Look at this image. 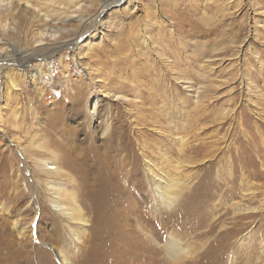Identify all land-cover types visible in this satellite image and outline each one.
<instances>
[{
	"label": "rangeland",
	"instance_id": "1",
	"mask_svg": "<svg viewBox=\"0 0 264 264\" xmlns=\"http://www.w3.org/2000/svg\"><path fill=\"white\" fill-rule=\"evenodd\" d=\"M8 1L14 4L13 9L0 14V25L7 23V27L10 28L8 32L2 33L1 37L4 42L6 40L10 45L15 46L24 55L25 60H29L38 52H42L39 53L42 55L49 53L48 49L44 52H33V46H31L34 33L43 28V25L67 27L70 29L69 37H75L83 32L85 35L74 50H64L63 45L57 46L59 48L54 49L58 50L54 58L48 61L50 66H46L43 59L31 62L33 65L30 68L37 71L36 73L42 80L41 85L37 87H34L29 79L19 77L18 73L22 74L23 69L9 66L6 63L8 60L0 58V67L2 65L6 68H0V127L2 129L0 132V264H60L56 253L61 250V247L53 241L56 237V234L54 237V228L57 226L55 217L47 216L49 206L43 203L46 201L45 193L39 191L37 185L33 183V164L30 160L23 158V152H20L21 147L29 146L25 143L29 140L27 133L33 132L36 135H43L42 137H51L48 144L52 150L72 142L77 149L79 148L76 149L78 153L82 151L83 154H93L97 151L98 158L106 156L113 163L111 156L117 153L109 151L111 146L107 142L108 137L103 135V128L107 123L112 124V132L123 133L131 141L132 147L126 148L117 157L118 165L111 169L117 168L119 186L121 188L124 186L129 190L124 196L127 198L120 199L125 210H129L131 202L135 204V207L138 206L141 211L143 210L146 218L140 219L141 226L147 228L148 231H162L164 239L160 241L161 243L166 242L168 233L174 232L183 239L184 248L189 244L193 245L194 249L196 248L193 254L184 253L183 259L177 264H264V102H261V99H264V67L262 66L264 65V0H133L130 4L128 0H125L121 5L110 6L102 14L99 13V7L95 5L99 2L98 0ZM25 1H30L33 7L27 8ZM78 5L89 6L90 15H87L89 20L86 26L79 19H71L66 23L52 22L49 19L43 21L44 18L39 14L40 12L50 14L52 16L50 19H56L61 9L65 10L69 7L74 9ZM154 13L155 17L161 18L163 23L168 19L174 22L176 28L169 25V30L173 29L176 37L178 35L182 37L181 44L177 41L175 45H173L175 41L169 43L170 51H176L171 53L167 51L171 58L170 62H176L179 68H182L180 70L183 71V77L187 75L189 82L202 86L208 85V80L202 82L196 76L197 73H206L214 83L199 108L194 104L193 99L187 97L188 92L182 86L183 84H174L169 75L161 78L165 74L162 71L163 65L156 56L145 55L142 42L140 43L138 38L136 39V36L131 33H138V30L151 16H154ZM97 22L100 24L96 27ZM210 30L212 31L209 32ZM236 35L244 45L239 46V50L237 46H230L231 50L226 49L231 36L236 37ZM152 36L154 39L158 38L157 34H152ZM217 43L218 45L225 44L224 49L212 53L209 49L213 46L216 48ZM201 44H213V46L200 48L198 45ZM136 45L137 51L143 52L142 54H135ZM201 49H203L202 55L197 59ZM106 53L109 54L105 55ZM105 59H108L107 63ZM208 59L212 61L211 67H209ZM86 67L92 68L94 72L102 71V74L108 69L102 81L105 80L106 84H112L113 89L117 87L116 92L126 93L125 95L130 99L137 92V88L133 87L136 85L139 87L144 105L139 104L140 108H136V104L127 106L130 111L134 109L131 112L130 121L121 102L104 98L102 95L98 97L100 101L96 121L86 117L88 98L92 95L95 97L97 92L96 85L91 84L87 79ZM10 69H12L11 72ZM245 69L253 71L251 76L255 82L253 85L258 88L254 90V94H250L238 82L240 74L244 75ZM5 70L14 79L16 89L11 88V90L7 85L2 72ZM185 70L190 73L187 74ZM78 83L85 86L83 96L86 98L69 95L71 86L74 87ZM88 84H91V87L87 89ZM174 87L179 92H177L178 99L173 95ZM154 90H157L163 98L155 96ZM255 95L256 97H253ZM78 102L81 104L79 116L77 110L80 109L76 107ZM164 108H169V111L174 113L176 121L179 119L177 114L184 115L185 127L181 134L190 141L184 160L192 158L198 162L194 166L185 168V173L190 174L191 185L179 203L169 211L164 209L156 211L149 193L150 184L145 176L144 162L138 147L141 136L135 135L130 122L133 123V118L139 116L136 125L139 126L146 121L145 123L150 125L147 128H151L146 115H153L161 122L167 134L166 137H168L170 132L163 113ZM136 109H140L141 113L137 114ZM142 110L146 112L142 113ZM147 128L143 129L147 139L151 138L154 142L157 141L156 143L162 139L168 142L166 137H156ZM121 129L122 132H119ZM18 137H21L22 141H19ZM90 142L91 145L93 144L92 147ZM83 147H85L84 150ZM169 148L172 149L173 146ZM205 154L209 156L206 155L208 158L203 160ZM174 157L179 159L177 155ZM19 174L23 177H19ZM131 175L135 179L130 185L127 183V177ZM103 182L105 183L104 179ZM28 183L32 188L29 192L25 188ZM84 186L85 184L81 188L85 190ZM132 187L135 188L133 194H131ZM18 192L23 194V197L17 200ZM86 193L85 190L84 194ZM128 214L133 217L134 211H129ZM16 222L19 224L18 228H15ZM68 244L67 251L70 254V261L73 260L72 264H78V258L75 259V256L76 252H79L78 256L82 257L81 251L75 249L70 241ZM160 256L158 255L157 258L162 261ZM120 261V263L114 261L112 264H146L144 260L137 263L132 259ZM164 261L170 264L165 258ZM94 264L100 263L94 262Z\"/></svg>",
	"mask_w": 264,
	"mask_h": 264
},
{
	"label": "bare ground",
	"instance_id": "2",
	"mask_svg": "<svg viewBox=\"0 0 264 264\" xmlns=\"http://www.w3.org/2000/svg\"><path fill=\"white\" fill-rule=\"evenodd\" d=\"M15 1L21 2L23 0H15ZM98 1L99 2H97V4L95 3V5H97L99 7V13L102 14V12L104 10H107L110 6H112L114 4L121 5V3L124 2L125 0H115V1L98 0ZM128 1H129L128 4H130V3H132L133 0H128ZM48 2H50V1H48ZM25 3L24 4L27 8L33 7L30 4V1H25ZM13 5L14 4L8 0H0V14L3 13L4 11H11V9H13L12 8ZM88 8H89V6H86V5L85 6H79L78 5L74 9H73V7L66 8L65 10L61 9L60 13H58L56 15V19H52V18L50 19V17H52L50 14H48V15L42 14L40 11H39L40 12L39 14H40V16H42L44 18V19L40 18L43 21L44 20L47 21L49 19L52 22L60 21L61 23H66V21L71 20V19H79L81 21V23L84 22L85 24H83V25L86 26L88 24V20H89L88 19L89 16H87L89 14ZM70 10H72V11H70ZM255 11H257V9ZM257 15H259V14H257ZM160 19L161 18L155 17V13H154V16H151L149 18V20L146 21L145 25H143L138 30L139 31L138 33H140L139 35L137 32H131V33H133V35L136 36L135 37L136 39L138 38L140 43L142 42L141 45L144 47L143 52H145V55L148 54L151 56H156L157 60L161 63V65H163L162 71L165 74L162 77L160 75V77L164 78L165 76L169 75V77L172 78L174 84H176V85L180 84V83L183 84L182 86L188 92L187 97L191 100L193 99L194 104H196V106L199 108L202 106V101L207 97V93H208L209 88L214 86V83L212 80L209 79V76L206 73H197L196 76L202 82H205L208 80L207 81L208 85L202 86L200 84H194L193 82H189V78H187V75H185L186 77H183V74H182L183 71L180 70L182 68H179L180 66H178V64L176 62L175 63L177 65L173 62L172 63L170 62L171 58L169 57L168 52L171 53L172 51H174V52H176V51L175 50L170 51L169 43L171 41L172 42L175 41L173 44V45H175V43L177 41L179 44H181L182 43L181 42L182 37L179 35H178V37H176L173 29L169 30V25L172 28H176V26L174 25V22H172L171 20L168 19L167 22L165 21V23H163V22H161ZM96 24L95 25L97 27L100 23L97 22ZM9 28L10 27H7V23L3 24L2 26L0 25V30H1V33H0V58H3L4 60H8V62H6V63L9 66H14L16 68L19 67V68L23 69L22 74L20 72L18 73L19 77L21 78V76H22L23 79H29L34 87L41 85L42 80L40 79L39 74L36 73L37 71L35 72V70L30 68L33 65V64H31V62L33 60H38V59L42 60L43 59L45 61L46 66H50V63L48 61L51 60L52 58H54L56 52L58 51V50L56 51L54 49L59 48L57 46L63 45L62 49H64V50H68V49L74 50L75 48H77L79 41L81 39H83L84 35H85V33L83 32L81 34L78 33V35H76L75 37H69L68 34L70 33V29L67 27H59L58 28V27H52V26L50 27V26L43 25V28L38 29L34 33L33 41H32L33 45H31V46H33V52H37V51H43L44 52L45 50L47 51V49H48L49 53L48 54L43 53V55H42V54H39L42 52H38V54H34L29 60H25L24 55L22 53H20V51L17 50L15 46L10 45L6 40L4 42V39L1 37L2 33H4V32L6 33V31L9 30ZM211 31L212 30H210L209 32H211ZM72 33H74V32H72ZM152 34L153 35L157 34L158 38L154 39ZM133 35H131V36H133ZM66 38H69V39H66ZM135 38H132V39H135ZM63 39H65V40H63ZM138 40H135V41H138ZM222 42L223 41H221V43ZM224 45L225 44L218 45V43H217L216 48H214L215 46H213V44H211V45L201 44L198 46H200V48L204 47V46H213L209 50L212 53H214V52H219V51L223 50ZM241 45H244V44L242 43V40H240L239 37H237V35H236V37L231 36L230 42H229V44H227L226 49L231 50L230 46H233V47L237 46V49H238V47L239 46L241 47ZM138 47H140V46H138ZM203 49L199 50L200 53L198 55L196 54L197 59H199L201 57ZM127 50H129V49H127ZM138 50H139V48H138ZM115 51H116V49H115ZM129 52H131V51H129ZM143 52L137 51V45H136L135 54L139 55V54H142ZM121 53H120V55H123ZM126 53H128V52H126ZM126 53H124V54H126ZM108 54L106 53L105 55H108ZM172 54H175V53H172ZM7 55H9V56H7ZM113 55H111V56H113ZM111 56H109L110 58L108 57L110 60H111ZM115 56H117V54H115ZM117 58H119V56ZM149 58H150V56H149ZM113 59H115V58H113ZM201 59H203V57ZM107 60L105 61L106 63H107ZM143 60H145V59L143 58ZM150 60H152V59H150ZM212 60H213V58H212ZM138 61H140V60H138ZM208 61L210 62L209 59H208ZM211 62L209 63V67L212 66ZM106 63H104V64H106ZM258 63L261 64V61L258 60ZM98 64H100V63H98ZM110 65H111V63H110ZM100 66H101V64H100ZM102 66H106V65H102ZM108 66H109V63H108ZM262 66L264 67V65H262ZM114 67H113V69H114ZM0 68L4 69L5 66L1 65ZM86 68H87V70H86L87 71V79H89V82L91 84L96 85V87H97V92H96L97 96L95 94H94L95 97L93 95L90 96L88 98L87 103H86V111H87L86 117L88 116L89 118H91L93 120L95 119V121H96V119L98 117V106H99V101H100L98 97H99V95H102L104 98H109L110 100H113V101L119 102V103L121 102V104L124 105L126 112L128 113L127 114L129 116L128 120L130 121L131 112L134 109L132 111H130L127 106L128 105L131 106L132 104L133 105L136 104L135 105L136 108H140L138 106H139V104L142 103V96H141L139 87L137 85L136 86L134 85L135 87H133V88H137L136 89L137 92L134 94L135 96H133V98L130 99L127 95H125L126 93L123 94L122 92H119V91H118L119 93L116 92L115 89L117 87L115 89H113L112 84L111 85L106 84L105 80L102 81V77H103V75L108 73L107 72L108 69L104 74H102L101 73L102 71L100 72L97 70L96 72H94L92 68L91 69L89 67H86ZM148 68H149V66H148ZM199 68H201V67H199ZM150 69H152V68L150 67ZM111 70H112V67H111ZM245 70H244L245 71L244 75L240 74L241 76L238 78V82L241 85H243L245 90H247L250 94H254V90H257L258 88L253 85V84H255L254 80H252V78H251V76L253 75V71L250 69H245ZM9 71L11 72L12 69H10ZM132 71H133V69H132ZM187 71H186V73L189 74L190 72H187ZM2 72L4 73L3 76L5 75V78L7 80L6 83L9 86V88L10 89L11 88L16 89L17 85H16L14 79L10 76V73L6 72V70H5V72L4 71H2ZM112 72H113V70H112ZM120 74H121V72H120ZM135 76H136V74H135ZM112 79H113V77H112ZM115 79H116V77H115ZM129 80H131V79H129ZM20 81L22 82L21 79H20ZM139 81H140V79H139ZM68 82L69 81L67 80V84H69ZM116 82H117V80H116ZM121 82H119V83H121ZM112 83H114V82H112ZM134 83H136V82L134 81ZM91 84L86 85V88L87 89L90 88ZM136 84H138V83H136ZM73 85H75V84H73ZM84 87H85L84 85L81 86V85H79V83L77 85H75L74 87L71 86V89L69 88L70 89L69 95H71L72 97L73 96L82 97L84 95ZM176 87H174L172 90L175 98H177L179 96V94L177 95L178 91H177ZM141 88L144 89L143 87H141ZM161 88H162V86H161ZM118 90H120V89L118 88ZM157 90H154L155 96H157V97L159 96L160 98H163V96L160 95V93ZM134 91H133V93H134ZM259 92H261V91H259ZM37 94H38V92H37ZM258 96H260V95H258ZM83 97H85V96H83ZM253 97H256V95ZM164 99H165V97H164ZM154 100H156V99H154ZM261 102H264V99H261ZM72 103H73V101H72ZM250 103H251V101H250ZM206 105H207V103H206ZM80 106H81V104H80V102H78L77 106H76V107H79V109H80V110H77L78 116L80 115V112H81ZM193 106H195V105H193ZM141 108H143V107H141ZM169 108L163 109V113H164L165 119L167 121V125L169 127V132H170L168 137H166L167 134L164 131L165 129L162 128L161 122L159 120H156V118L153 115H151V116L149 114L146 115L147 121L150 122V124L152 126L151 128H149V127L147 128V126H150V125L148 123H145L146 122L145 120H144L145 121L144 123H141L139 125L143 128L137 126L136 121L138 122L139 118H137V117H139V116L133 118V120L131 119L133 121V123L130 122V124L132 126V130L134 131L135 135L137 134V135L141 136V140L138 141V147L141 151L140 154H141V156L143 158V162H144V169L146 172L145 176L148 179V183L150 184L149 185V193L151 194V198L153 201V207L156 211L160 210V209H164L166 211H169L179 203V200L183 197V195L186 191H189L190 185H191L190 184V180H191L190 174L185 173L186 172L185 168H187L189 166H194L198 162L197 160L195 161L192 158L188 159V160L187 159L184 160V156L186 155V149H187L188 145L190 144L189 143L190 141L186 138V136H184V135L182 136V134H181L182 133L181 131L185 127V124L183 122V120H184L183 116L184 115L177 114L179 117L178 121H180V123H179L178 121L175 120L176 118L174 117V113L170 112ZM203 108H204V106H203ZM83 110H85V109H83ZM105 110H106V108H105ZM136 110H137V114L141 113V111H139L140 109H136ZM197 110H199V109H197ZM206 110H207V108H206ZM117 112H118V110H117ZM144 112H146V111H143L142 113H144ZM243 112H244V110H243ZM33 113H34V111H33ZM33 113H32V115H34ZM152 114H154V113H152ZM36 115H37V112H36ZM142 116H144V115L142 114ZM192 116H194V115H192ZM204 116H206V115L204 114ZM237 116H238V114H237ZM196 117L197 116H195V118ZM223 119H224V117H223ZM104 120H106V119H104ZM193 120H195V119H193ZM129 121H127V123ZM89 122H90V120H89ZM204 123H205V121H204ZM191 124H193V123H191ZM111 125L112 124H109V123L106 124V127L103 128L104 129L103 135L108 137V140H107V138H106V140H107V142H109V144L111 146L109 151L112 153H117L116 155L111 156V158L114 160L113 161L114 165L112 162H110V159L106 158V156H103V158H98L99 155L97 157L98 152L96 151L97 150L96 148H95L96 150H94L96 152L93 154L90 152H89L90 154H87V153L83 154V152L81 151L80 153L83 154L81 156V154L76 151L77 148L75 147V144H73L72 142L69 143L68 145H60V147H58L57 149L52 150V147H50V145L48 144V141H50V139H52V138L51 137L47 138L46 136H45L46 137L45 138V137H42L43 135H38V134L36 135L35 132H34L35 134H33V132L27 133V135H29L28 136L29 140H26L25 143H28L29 146L21 147L22 149L20 150V152L21 153L23 152L22 153L23 158L30 160V162L33 164V168H34V170L32 171L34 174L33 183L35 185H37V188L39 191H42L45 193L46 201L45 202L42 201V202L45 204L47 203L49 206L47 216L50 215L52 217H55V223L57 226H56V228H54V231H55L54 237H55V234H56V237L53 238V241L56 242L57 245H60V247H61V250L56 253L57 258H59V260H60L59 263L60 264H72L73 260L70 261V257H69L70 254L67 251V249L69 247L68 242L70 241V244H72V246L75 247V249L81 251L82 257L78 256L79 252H76V256H75V259H76V257L78 258V264H87V263L94 264V262L95 263L98 262L100 264H112L114 261H118V263H120L121 262L120 260L123 261L125 259H127L128 261H129V259H132L136 263L140 260L141 261L144 260L146 264H160L161 262L163 264H168L167 262L164 261V258H165V260L167 259L170 262V264H177L183 259L182 255L184 253L185 254H189V253L193 254V253H195L196 248L194 249V246L191 244H189V246L184 248L183 247V245H184L183 239L179 235L175 234L174 232L168 233V235H167L168 238H167L166 242L161 243L160 241L164 239V235H163L162 231H159V230H152V231L149 230L148 231L147 228H143L141 226L140 219L146 218L144 216V213L142 212L143 210L141 211V209L138 206L135 207V204L133 205L131 202V207H129V210L126 211L125 206L122 205V202H120V199H122V197L127 195V192L129 190L126 189L124 186H122V188H121V186H119V183H118L119 175L117 173V168L115 170H111V169L113 166L117 167V165H118L117 164V161H118L117 157L120 156L125 151L126 148H129L131 146V141L123 133L116 134L118 132H116V131L112 132L111 131ZM197 125H195V126H197ZM34 126H36L35 123H34ZM137 127H139V128H137ZM144 127H146L149 131H152L156 135V137L157 136L160 138L166 137L168 139V142H165L166 140L164 141L162 139L163 141L159 140L160 142L156 143L157 141L154 142L151 138L147 139L148 137L145 135V132L143 131ZM238 129H239V127H238ZM1 130L2 129L0 127V132H1ZM41 132H42V129H41ZM119 132H122V129ZM52 134H53V132H52ZM147 134L149 135V133H147ZM150 135L152 136L153 134H150ZM17 139L19 141H22L21 137H18ZM117 142H119V143H117ZM197 143H200V142H197ZM90 145H91V142H90ZM92 145H91V147H92ZM171 145L173 146V148H172L173 150L171 148H169ZM84 148L85 147H83V150H84ZM90 150L92 151V149H90ZM173 152H174V156L175 155L179 156V159H177V157L175 158L173 156ZM104 153H105V151H104ZM263 153H264V151H263ZM88 155H90V157ZM202 155H204V153H202ZM206 155L209 156V154H205V156L202 158L203 160H206L208 158V156H206ZM121 167H123V165ZM92 170H94V172H91ZM19 177H23V176L21 174H19ZM103 179L105 180V183L103 182ZM134 179L135 178L132 175L130 177H127V183L131 185V183H133ZM83 184H85L84 187H85V190L87 191L86 194H84L85 190L81 188V186ZM112 186H113V188H112ZM30 187L31 186L29 185V183L25 185L27 192L31 191L32 188H30ZM119 189H123V190H119ZM16 190H18V189L16 188ZM133 191H135V188L132 187L131 194H133ZM18 193L19 194L16 197L17 200L23 197V194H21L20 192H18ZM124 198L126 199L127 197H124ZM35 205H37V204H35ZM129 211H134L133 217H131L128 214ZM156 211H155V213H156ZM41 214H43V212ZM50 216H49V218H50ZM133 223H134V225H133ZM18 225L19 224L16 222L15 228H18ZM67 240H69V241L67 242ZM65 242H66V244H64ZM190 246H191V248H188ZM158 255L162 256V257L160 256V258H162V261H161V259L158 260V258H157ZM159 261H161V262H159ZM132 263H134V262H132Z\"/></svg>",
	"mask_w": 264,
	"mask_h": 264
}]
</instances>
